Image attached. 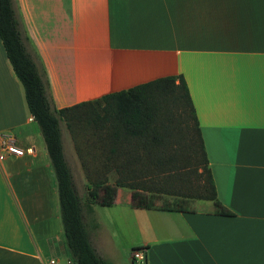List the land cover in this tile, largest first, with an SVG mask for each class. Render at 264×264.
<instances>
[{"label":"crops","instance_id":"0c3cea01","mask_svg":"<svg viewBox=\"0 0 264 264\" xmlns=\"http://www.w3.org/2000/svg\"><path fill=\"white\" fill-rule=\"evenodd\" d=\"M12 2L57 110L184 79L216 199L232 215H216L212 201L177 198L188 211L133 210L129 246L145 249V264H264V0ZM0 135L32 149L0 161V264H68L56 178L1 39ZM118 206L133 209L131 191L118 189ZM96 229L91 245L107 259Z\"/></svg>","mask_w":264,"mask_h":264},{"label":"trees","instance_id":"16d2710c","mask_svg":"<svg viewBox=\"0 0 264 264\" xmlns=\"http://www.w3.org/2000/svg\"><path fill=\"white\" fill-rule=\"evenodd\" d=\"M0 39L23 87L28 112L41 131L56 178L65 245L75 264H110L91 245L83 211L91 214L93 205L113 207L119 188L131 191L135 210L188 211L186 204L178 201L165 200L157 206L158 197L168 196L212 201L216 215H232L216 199L195 111L181 76L157 79L57 110L25 49L12 0H0ZM60 120L73 139L75 125L97 137L99 153L89 163L82 162L88 191L85 207L63 155ZM110 172L116 175L113 183L108 178Z\"/></svg>","mask_w":264,"mask_h":264},{"label":"rangeland","instance_id":"374dc122","mask_svg":"<svg viewBox=\"0 0 264 264\" xmlns=\"http://www.w3.org/2000/svg\"><path fill=\"white\" fill-rule=\"evenodd\" d=\"M60 128L63 135V147L67 156L66 163L70 166L73 174L75 192L81 200L83 207H85L88 202V191L87 188L81 185L82 181L85 179L82 162L85 161L86 164L89 163L91 157H93L94 154L99 153V149H96V145L99 146V144L95 142L97 137L91 134L93 131L89 132L84 129L83 126L75 125L72 133H74L76 137L73 139L71 131L62 120H60ZM93 163H96L97 166L98 159H95ZM108 178L109 181L113 183L116 178L115 173L110 172ZM158 198L159 200L156 201L157 206H160L165 200L176 202L175 197L164 196ZM133 210L135 209H127L121 206L104 207L93 205V211L89 214L84 209L83 221L87 227L89 237L91 232H94L96 229L94 227L95 225L92 226V222L98 221L100 225L99 228L96 229L97 231L95 235L99 240H103L105 245L111 251L112 256L107 254V259L104 258L105 261L109 262L110 257H114L118 264H131L130 253L134 248L129 245L132 238L137 235V228L135 227V224L137 225V223L134 214H138ZM122 216H125L126 218L123 220ZM149 227H152V225H149ZM104 249L106 250V248ZM106 253H108V250H106ZM61 264H67V260L62 261ZM69 264H75L72 258L69 259Z\"/></svg>","mask_w":264,"mask_h":264},{"label":"built area","instance_id":"2783aa9c","mask_svg":"<svg viewBox=\"0 0 264 264\" xmlns=\"http://www.w3.org/2000/svg\"><path fill=\"white\" fill-rule=\"evenodd\" d=\"M25 153H32L31 148L23 149L18 147L12 137L8 135H0V161L5 158V156L22 157ZM144 248H137L131 251V260L135 264H145L146 254ZM50 264H54L51 261ZM69 264V263H68Z\"/></svg>","mask_w":264,"mask_h":264}]
</instances>
